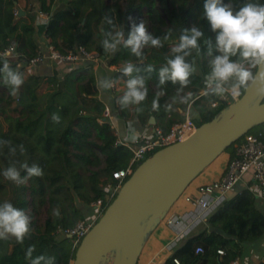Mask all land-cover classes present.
<instances>
[{
	"label": "trees",
	"instance_id": "1",
	"mask_svg": "<svg viewBox=\"0 0 264 264\" xmlns=\"http://www.w3.org/2000/svg\"><path fill=\"white\" fill-rule=\"evenodd\" d=\"M16 1L0 0V49L14 44L18 56L7 59L14 70L23 74L22 67L45 43H40L33 22L37 12L29 15L30 24L24 27L23 16L16 17L13 12ZM62 1H32L40 12L48 16L44 35L56 48L64 50L81 45L89 51L99 52L109 67L118 65L122 68L126 62H131L140 69L138 74L146 77L149 75L145 71L146 66L150 64L155 68L151 78L146 80L148 97L143 102L142 112L136 113L131 107L120 109L116 100L124 87L112 94L110 107L120 120L128 122L135 119L142 126H158L164 132L174 123L184 120L189 110L187 105L174 106L180 111L167 110L178 86L170 82L159 86L157 72L165 63L170 48L178 42L182 28L198 25L205 38L214 39L215 34L203 18L204 0ZM120 1L125 3L124 9ZM229 2L223 0V3ZM244 2L231 0L237 10ZM106 17L111 18L116 26H122L125 36L132 20L134 23L143 20L148 31L161 38L163 47L145 48L143 62L123 47L115 54H106L100 46L103 33L111 27L106 24ZM166 33H170L167 41L163 40ZM18 40L23 42L17 45L14 41ZM200 45V54L192 50V55L187 58L194 63L196 71L184 89L185 93H192V112L199 113L198 119L190 115L196 126L210 120L226 105L223 99L212 97L219 103L217 108H213L209 98L201 95L210 57L203 39ZM23 76L24 83L17 97L11 96L10 89L0 81V141L10 142L0 144V203L10 201L31 216V235L23 243L13 238L0 240V264H30L25 256L29 246L35 248L33 257L44 254L54 256L56 264H71L77 247L73 245V238L57 236L54 232L58 228H71L78 220L92 216L88 214L93 212L90 204L97 199H105L108 193L106 184L113 181L112 172L127 166L131 151L117 142L111 123L103 119L105 103L98 97L91 63L76 65L62 77H58L56 71L40 74L35 68L31 74ZM112 77H121L120 72H113ZM43 83L46 84L45 89L39 92ZM162 90L164 95L159 96L160 108L153 112L152 100ZM54 112L61 117L59 124L51 121ZM150 117H154V124L149 123ZM258 128L255 126L247 133H255ZM242 139L243 136L218 156L227 155L226 167L235 155V144ZM19 145L24 146L23 154L19 152ZM10 146H17L15 156L10 155ZM14 162L17 167L23 162L29 166L36 164L44 174L31 178L24 185H16L2 176L3 170ZM55 208L59 209L58 217L53 215ZM39 213H43L45 218L42 224L37 225L33 217ZM205 224L199 232L192 231L183 238L162 264H175L173 258H177L179 264H231L235 258L252 249L261 250V255L264 254V204L249 189H241L225 199L209 213ZM250 244L253 247H249ZM198 245L203 251L196 253ZM218 249L224 250L221 259ZM258 264H264V259H260Z\"/></svg>",
	"mask_w": 264,
	"mask_h": 264
},
{
	"label": "clouds",
	"instance_id": "2",
	"mask_svg": "<svg viewBox=\"0 0 264 264\" xmlns=\"http://www.w3.org/2000/svg\"><path fill=\"white\" fill-rule=\"evenodd\" d=\"M203 18L215 34L214 39L205 38L204 32L198 25L182 28L178 42L170 48L165 63L157 72L159 86L162 87L169 82L178 86L171 103L167 105V110L180 111L179 107L174 108V106L187 105L190 115L199 118V113L191 110L192 93H185L184 89L187 88L190 77L196 71L194 63L187 58L192 55V50L200 54L202 39L210 59L208 71L203 76L201 95L209 98L210 105L215 106L212 97L235 99L241 97L250 88L254 89V94L260 101H264V3L261 0H245L237 10L231 0L229 3H223V0H204ZM105 20L106 24L111 26L103 33L100 45L106 54H115L120 47H123L143 62L145 48L163 47L161 38L150 33L143 20L132 23L126 36L122 26H116L109 17ZM169 37L170 33H166L163 40L167 41ZM213 52L216 54L213 55ZM145 71L149 74L147 77L139 75L140 69L131 62H126L120 68V76L127 77L123 81V92L116 100L121 110L131 107L136 113L143 111V102L148 97L146 80L151 78L155 68L149 64ZM0 81L10 89L11 96L17 97L24 83V76L12 68L7 58L0 57ZM116 85L115 78L97 77L96 86L101 94L116 88ZM160 95H164L163 90L152 100L153 112L160 108ZM51 121L59 124L60 115L52 113ZM0 144H10V142L0 141ZM18 148L23 154L24 146L19 145ZM9 153L15 156L17 146H10ZM43 174L41 167L36 164L29 166L27 162L19 163V167L14 162L2 172L5 180L16 185H24L31 178L42 177ZM53 215L57 217L60 215L58 208L53 209ZM31 220V216L24 209L14 206L10 201L0 203V240L13 238L16 242L23 243L25 238L31 235ZM34 251V246H29L25 252L30 264H56L54 256L40 254L33 257Z\"/></svg>",
	"mask_w": 264,
	"mask_h": 264
},
{
	"label": "water",
	"instance_id": "3",
	"mask_svg": "<svg viewBox=\"0 0 264 264\" xmlns=\"http://www.w3.org/2000/svg\"><path fill=\"white\" fill-rule=\"evenodd\" d=\"M263 122L264 101L250 88L185 139L149 154L80 239L71 264H137L148 236L190 183Z\"/></svg>",
	"mask_w": 264,
	"mask_h": 264
},
{
	"label": "built area",
	"instance_id": "4",
	"mask_svg": "<svg viewBox=\"0 0 264 264\" xmlns=\"http://www.w3.org/2000/svg\"><path fill=\"white\" fill-rule=\"evenodd\" d=\"M14 15L17 17L20 10L17 7L13 8ZM43 15L42 12H38ZM18 54L15 51L14 44H10L3 49H0V57L4 58H17ZM102 59V56L97 51H89L84 46L78 45L73 48L60 50L56 48L48 40L45 46L37 52V54L29 59V61L22 67L23 74H31L34 66L44 60L47 61H62L79 65L83 62L91 63L92 69H95ZM112 70L119 71L120 66H111ZM116 88L110 90L115 94L123 88L124 78L116 77ZM202 93V91H201ZM229 98L231 100H229ZM237 98L227 97L223 100L226 105ZM219 103L215 101L217 108ZM113 110L110 106L105 105L102 116L103 119L109 120L112 125ZM99 122L102 120L99 119ZM258 131L255 133H245L241 142L235 144V155L228 162L223 175L211 182L199 184L195 187L193 193L182 194L184 200L191 205L192 209L196 212L194 219L185 225V229L177 231L175 241L181 239L187 233L190 225L195 221H205L206 217L216 207H218L228 194L233 191L236 185H241L242 189H249L255 198L264 204V122L258 125ZM113 127V125H112ZM196 129L195 123L190 118L189 111H186L185 118L182 122L174 123L168 131L164 132L161 128H154L152 134L140 133L132 140L125 141L117 137V142L124 144L131 151V157L126 167L115 170L112 172V182L106 184L108 193L105 199H97L90 205L92 207V216L78 220L71 228H58L54 233L57 236H70L73 238V245L77 246L80 239L92 227L96 219L101 215L103 210L109 204L111 199L115 196L120 185L130 176L135 166L140 163L145 157L153 153L159 148L181 141L191 135ZM183 215L176 214L170 218H166V224L172 227H179L182 225ZM175 246V242L172 243ZM202 246L198 245L195 252H202ZM218 257L224 254L223 249L217 250ZM175 264H179L177 258H173ZM238 258H235L231 264H237Z\"/></svg>",
	"mask_w": 264,
	"mask_h": 264
},
{
	"label": "crops",
	"instance_id": "5",
	"mask_svg": "<svg viewBox=\"0 0 264 264\" xmlns=\"http://www.w3.org/2000/svg\"><path fill=\"white\" fill-rule=\"evenodd\" d=\"M32 1L34 0H17L15 3V7H17L20 10L19 15L21 17L23 16V20H24L23 26L24 27H27L30 24L29 15H31L34 12H37V15L34 17L33 22H34L40 43H46L49 40V38H46V36L44 35V29H45V25L48 20V16L45 13L43 15H40L38 13L39 9L36 6V3ZM14 42L17 45H20L23 41L18 40ZM75 66L76 65L72 63H66L62 61L54 62V61L44 60L42 63L40 62L39 64H36L34 68L37 73L45 74V75L51 74L53 71H56L58 77H62L65 72L69 71ZM93 71H94L96 80L98 76H106V77L113 78L112 74L114 71L112 70L111 66L109 67L106 64L104 58L100 60L97 67L93 69ZM98 97L105 103V105L110 106V99L112 97V93L110 90L104 92L103 94H101V92L98 90ZM113 112L114 113L112 115V125L114 129V133L121 140H125V141L132 140L135 136H137L140 133L152 134L154 128L158 127L154 125L142 126L135 119L132 121L124 122L117 117V113L115 111ZM226 161H227V155H223L217 158L204 171H202L192 181V183H190V185L186 188L184 194L193 193L195 191V187L199 184L211 182L215 179L220 178L225 172ZM241 189H242L241 185H236L233 191H231L228 194L227 198L233 196L235 193H237ZM184 196L185 195H181L177 199V201L172 205V207L167 212V214L165 215L163 220L160 222V224H158L155 227V229L150 233L138 257L137 264H162L164 259L171 254L172 249L183 238L187 237L190 233H192V231L199 232L201 229L204 228L203 226L206 225L205 224L206 219L205 221H197V222L194 221L190 225L185 236H183L178 241H175L177 231L185 229V225L187 223L189 224L196 215V212L192 209L191 205L188 204L184 200ZM91 212L92 211H89L88 214L91 215L92 214ZM176 214L183 215L182 225L179 227H172V226L167 225L166 218H170ZM173 242H175V246H172ZM249 247H253L252 244H250ZM250 253H251V250H249L244 256H242L243 257L242 261H241L242 257L238 258L237 264H255L250 257ZM260 259H264V254H262L259 257L258 262Z\"/></svg>",
	"mask_w": 264,
	"mask_h": 264
},
{
	"label": "rangeland",
	"instance_id": "6",
	"mask_svg": "<svg viewBox=\"0 0 264 264\" xmlns=\"http://www.w3.org/2000/svg\"><path fill=\"white\" fill-rule=\"evenodd\" d=\"M64 1H65V0H63L62 2H64ZM120 3H121V5H122V8L124 9V8H125V3L122 2V1H120ZM43 14H44V13H43ZM31 15H34V13H32ZM129 18H130V17H129ZM129 21H131V20H129ZM132 23H134L133 20L130 22V26H131ZM123 87H124V86H123ZM44 89H45V84L43 83V85H42L38 90H39V92H43ZM229 100H231V99L229 98ZM231 102H232V101H231ZM145 158H146V157H145ZM28 212H29V210H28ZM33 218H35L36 224H37V225H40V224H42L43 219L45 218V215H44L43 213H39V214L35 215ZM258 248H261V247H258ZM260 256H261V250H260V251H257V249H256V250H255V249H252V250H251L250 257H251L252 261H253L255 264H257L258 259H259ZM242 260H243V257L241 258V261H242Z\"/></svg>",
	"mask_w": 264,
	"mask_h": 264
}]
</instances>
